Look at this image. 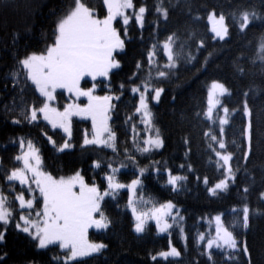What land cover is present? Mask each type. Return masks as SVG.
Wrapping results in <instances>:
<instances>
[{"label":"snow or ice","instance_id":"snow-or-ice-1","mask_svg":"<svg viewBox=\"0 0 264 264\" xmlns=\"http://www.w3.org/2000/svg\"><path fill=\"white\" fill-rule=\"evenodd\" d=\"M181 3L189 19L170 30L171 11ZM17 7L18 0H0V9ZM101 7L106 10L102 16L89 0H65L59 12L50 9L49 14L55 18L48 33L41 30L43 47L25 51L23 55L16 50L19 30L12 34L13 56L18 69L14 66L7 74L15 95L11 108L5 104L4 111L6 114L15 113L17 108L20 111L19 118L12 119L11 123L34 126L54 148L64 152L74 147L73 117L90 121V128L83 131L81 147L93 146L100 151L111 149L114 158L106 162L93 160L92 168L98 170L95 175L99 182L95 177L86 178L82 171L57 176L46 170L41 149L32 139L19 137L14 140L18 153L13 156L10 168L3 166L0 156V180L4 181L0 184V245L6 244L11 229L23 234L37 253L52 250L50 246L58 247L60 252L52 257L56 264H80L84 258L108 248L103 242L90 241L89 229H110L113 222L105 214V206L126 190V207L134 220L133 231L146 234L152 231L149 222L154 221L157 233L169 234L167 250L151 255L150 259L156 264L160 261L172 264L170 258L180 257L181 251L172 244L171 230L175 226L187 242L183 227L185 217L171 199L158 205L151 200L145 201L144 181L153 174L159 180L166 173L162 187L170 186L169 191L176 195H186L194 188L199 190L202 184L211 198H223L233 191L246 198L251 189L247 184L241 186V182L255 181L249 161L257 144L256 117L250 104V93H256L251 88L243 91L239 105L230 107L226 98L232 97L233 91L224 82L213 80L207 91L206 109L195 112L194 119L205 124L202 139L208 162L216 175L210 179L208 175L197 173L191 162L195 153L190 135L182 138L184 162L178 168L183 174H174L166 161L153 159L165 148L166 140L153 106L160 103L166 85L179 80L183 71L189 67H195L197 73L206 71L212 61L214 50H209L205 38L199 37L196 31L201 17L192 14L191 0H175V4L172 0H157L151 10L147 4L138 6L135 0H102ZM150 11L154 18L148 21ZM237 11L239 17L233 13L230 23L223 12L209 10L207 19L212 35L208 39L217 44L228 42L233 32L246 35L255 21L264 22V14L254 9ZM146 25L151 26L150 47L136 62L137 71L114 89L111 86L114 70L122 67L118 55L126 52L127 47L123 37H129L130 29L138 26L143 40ZM34 27L35 13H31L25 31L31 33ZM204 51L207 55L201 59ZM258 59L261 62L259 71L264 74V35L260 37ZM246 62L243 53L234 60L233 69L241 77L247 74ZM250 62L255 66V59ZM86 78L91 81L90 87L82 84ZM8 82L6 80V88ZM98 87H106L108 91L99 95ZM58 90L61 96L67 93L71 102L60 105ZM127 93L133 97L134 112L125 113L122 123L130 127L131 144L127 131L124 140H120V126L116 123L120 120L119 105ZM82 97L86 103L81 101ZM175 99L173 96L172 100ZM237 118L240 128L233 132ZM48 126L58 130L53 134L63 133L62 144H56ZM118 156L123 159L117 161L115 157ZM141 159L149 163L142 166ZM117 162L118 167L115 166ZM129 167L135 169L132 178L127 183L121 182L119 176L125 174L121 170ZM190 176L193 178L191 187L188 186ZM258 199L264 201V190L259 192ZM241 203V209H231L232 222L226 224L224 214L217 213L208 221L210 228L214 223V234L211 231L207 235L197 234V243L203 244L201 255H206L209 264H215L213 250L223 255L225 264H240L241 257L246 258L245 264H252L247 239L239 237H246L251 229L253 212L247 202L242 200ZM255 215H261L259 209ZM6 257L7 253L0 255V264H6ZM25 264H40V261L32 258Z\"/></svg>","mask_w":264,"mask_h":264},{"label":"trees","instance_id":"trees-1","mask_svg":"<svg viewBox=\"0 0 264 264\" xmlns=\"http://www.w3.org/2000/svg\"><path fill=\"white\" fill-rule=\"evenodd\" d=\"M65 0H18L19 7L0 9V156L3 157L4 167L10 168L13 156L18 153V145L13 143L19 137L32 139L33 142L41 149L47 171L54 175H72L76 171H82L86 178L97 179L95 170L92 168L93 160L106 162L113 159L111 149L100 151L93 146L81 147L83 131L90 128L89 121L80 120L73 117V139L74 147L64 152H59L47 141V137L41 131L32 125H14L11 120L19 118V109L15 113L4 111V105L7 104L11 108L13 84L11 78L7 74L13 70L15 65L12 47V34L19 30L20 39L16 45V50L23 55L25 51H36L43 47L41 30L48 33L52 27L54 16L49 14L50 9L57 12L63 6ZM89 2L97 9L102 16L106 11L101 7L102 0H89ZM137 5L147 4L153 9V5L157 0H135ZM175 4V0H172ZM192 14L199 15L201 19L196 23V31L199 37L205 38L209 45V50H214V57L209 63L206 71L197 73L195 67H189L183 71L176 82L166 85V91L161 97L159 104H154L153 111L158 120V126L161 128L165 136V148L160 154H156L153 159L157 161H166L168 167L173 170L174 174H183L178 166L184 162V145L182 138L190 135L192 138V148L195 155L192 157V163L201 176L208 175L213 179L216 175L213 166L208 162V154L205 151L206 145L203 143L202 131L205 124L197 123L194 114L207 106V87L213 80L224 82L229 89L233 91V96L226 98V103L232 106H238L242 99L241 93L253 89L256 94L250 93V104L254 109L255 137L257 140L254 149V155L250 157L249 168L255 181H242L241 186L247 184L250 187V193L245 198L241 193L233 191L230 195L223 198L208 197L201 184L199 190L193 189L186 195L181 193L176 195L169 191V187H162L166 182V173L161 179H157L153 174L149 179L144 181L143 194L151 201L163 203L168 199L173 200L181 210L185 217L183 227L187 242L182 241L178 229L174 226L171 230V241L181 251L180 257L170 258L172 264H209L206 255H201L203 244L196 241L197 234L200 232L207 233L209 224L207 218L213 214L223 213L225 223L229 224L234 219L231 212L233 207L241 209L243 204L241 201L247 202L252 209L253 218L251 229L247 232L246 237L241 235L240 239H247L249 251L252 257V264H264V201L258 199L259 192L264 190V74L259 71L260 60L258 59V46L260 37L264 35V22L257 20L246 35L233 32L228 42H219L209 40L212 33L207 20L208 11L215 9L217 13L223 12L229 17L231 23L232 14L235 13L237 18L239 12L237 9H254L258 13L264 14V0H191ZM43 13L41 15L40 13ZM31 13H35V27L31 33L25 31V25ZM154 18L153 12L148 14V21ZM189 17L187 10L181 3L172 9L170 14V23L168 28L175 29L185 23ZM150 25H146L143 30V40L140 38V29L134 26L130 29L129 37H123L126 40V52L120 53L118 58L121 60V69L114 70L111 79V86L119 88L121 83L136 72V62L141 60L142 53L147 47H150L151 40L149 32ZM247 58L245 68L248 70L243 77L239 76L233 69V63L237 56ZM207 55L204 51L201 53V59ZM256 60L255 66L250 62ZM199 65L197 64V67ZM6 80L8 82L5 87ZM30 83V82H29ZM84 83H87L84 82ZM108 82L106 81L105 84ZM180 86L177 87L176 85ZM97 91L103 95L108 89L106 87H98ZM58 91V103L63 105L65 93L61 96ZM28 95H31V89ZM38 95V94H37ZM175 96V101L172 97ZM120 103V120L117 125L120 126L118 136L120 140H124V133L127 131L128 143L131 144L132 133L128 125L122 123L125 113L134 112L133 97L127 93ZM141 127V126H140ZM240 128L239 118L233 124L232 131L238 132ZM49 134L53 135V139L57 145L63 143V133L53 134L54 131L48 126ZM143 135V133H142ZM231 136V133H229ZM122 151V148L119 149ZM117 161L122 160L123 156L115 157ZM148 160L141 159V165L148 164ZM115 166H119L117 162ZM124 175L119 176L121 182H129L131 174L135 169L129 167L121 170ZM4 181L0 180V184ZM193 178L190 176L188 186H192ZM126 190H122L117 200H110L105 206V214L112 220L113 224L108 230H91L89 237L92 240L103 242L108 245L101 253L93 254L84 258L80 264H156L150 259V256L159 251L166 250L169 242V234H158L155 231V225L150 223L152 231L146 234H137L133 231V219L129 209L126 207L127 197ZM259 209L261 215H255ZM242 231V230H241ZM52 250H44L41 253L29 244L20 234L14 230L7 233V242L0 245V255L7 253L6 264H25L29 259L36 258L40 264H56L52 260L60 250L56 246H50ZM215 253V264H225L224 257L218 250ZM246 258H240V264H245ZM160 264H168L166 261H160Z\"/></svg>","mask_w":264,"mask_h":264},{"label":"rangeland","instance_id":"rangeland-1","mask_svg":"<svg viewBox=\"0 0 264 264\" xmlns=\"http://www.w3.org/2000/svg\"><path fill=\"white\" fill-rule=\"evenodd\" d=\"M208 20V19H207ZM208 23H209V21H208ZM209 25H210V28H211V24L209 23ZM86 81H87V83H84V82H82V84L85 86V87H90L91 86V81H90V79L89 78H86ZM210 84L211 83H209L208 84V87L210 86ZM208 87H207V91H208ZM58 91H60V90H58ZM97 94H99V95H101L98 91H97ZM65 100H66V102L65 103H69V102H71L70 100H68V96H67V93H65ZM81 101H83V102H85L86 103V99L85 98H81ZM64 103V104H65ZM74 118H78V117H74ZM79 119V118H78ZM89 123H90V121H89ZM141 128H143V126L141 125ZM68 176V175H67ZM142 195H143V198H144V200L145 201H148V200H150L148 197H146L143 193H142ZM159 204V203H158ZM157 204V205H158ZM130 211V210H129ZM131 213V212H130ZM214 215H216V214H213V215H211L210 217H208L207 218V221H209L210 219H211V217H213ZM133 219V218H132ZM149 223H153L154 224V221H150ZM209 224V223H208ZM133 225H134V220H133ZM155 225V224H154ZM91 230H97V229H95V228H92V229H89V232L91 231ZM209 231H211L212 232V234H214V223L211 225V228H210V226H209V230L207 231V233H205L206 235L209 233ZM204 233V232H203ZM158 234H165V233H158ZM88 237H89V234H88ZM182 239V238H181ZM89 240L90 241H92V242H98V241H95V240H92V239H90V237H89ZM182 241H183V243L185 242V240L184 239H182ZM173 244V243H172ZM174 245V244H173ZM175 246V245H174ZM176 247V246H175ZM178 249V248H177ZM167 250V249H166Z\"/></svg>","mask_w":264,"mask_h":264}]
</instances>
